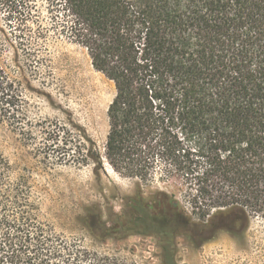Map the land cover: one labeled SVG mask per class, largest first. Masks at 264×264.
<instances>
[{
	"label": "trees",
	"instance_id": "obj_1",
	"mask_svg": "<svg viewBox=\"0 0 264 264\" xmlns=\"http://www.w3.org/2000/svg\"><path fill=\"white\" fill-rule=\"evenodd\" d=\"M1 2L20 22L18 30L45 36L34 0ZM45 5L51 29L85 50L115 87L104 154L94 146L75 162L100 170L105 160L125 178L178 183L189 206L157 191L151 209L140 190L130 220L110 226L98 207L88 208L82 224L92 237L153 236L163 264H177L182 234L207 242L218 231L246 229L254 217L264 218V0ZM5 39L0 31V49ZM17 101L23 96L0 66V125L11 124ZM37 212L27 182L12 180L0 154V264H83L80 251L60 244ZM95 264L125 263L103 258Z\"/></svg>",
	"mask_w": 264,
	"mask_h": 264
},
{
	"label": "rangeland",
	"instance_id": "obj_2",
	"mask_svg": "<svg viewBox=\"0 0 264 264\" xmlns=\"http://www.w3.org/2000/svg\"><path fill=\"white\" fill-rule=\"evenodd\" d=\"M34 1L42 27L48 30L41 39L27 29L18 30L20 22L8 17L0 0V31L6 38L0 66L23 96V102H16L11 124L0 125V154L10 164L12 180L27 182L40 222L60 238V244L76 247L83 264L103 258L163 264V250L153 236L98 241L82 224L91 207H98L110 226L130 220L131 200L140 190L151 209L157 191L175 194L180 204L189 206L178 183L125 178L105 160L100 170L92 163L75 162L94 146L104 154L107 109L115 87L93 68L85 50L51 29L53 16L45 0ZM175 249L177 264H264V218L254 217L246 229L218 231L207 242L182 234Z\"/></svg>",
	"mask_w": 264,
	"mask_h": 264
},
{
	"label": "clouds",
	"instance_id": "obj_3",
	"mask_svg": "<svg viewBox=\"0 0 264 264\" xmlns=\"http://www.w3.org/2000/svg\"><path fill=\"white\" fill-rule=\"evenodd\" d=\"M118 210H121L122 211V209H118Z\"/></svg>",
	"mask_w": 264,
	"mask_h": 264
}]
</instances>
